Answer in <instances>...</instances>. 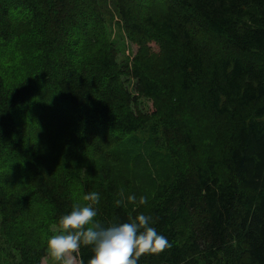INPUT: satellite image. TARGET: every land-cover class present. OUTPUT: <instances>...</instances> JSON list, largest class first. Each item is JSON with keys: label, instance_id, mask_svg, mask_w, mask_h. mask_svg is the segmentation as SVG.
Returning <instances> with one entry per match:
<instances>
[{"label": "trees", "instance_id": "obj_1", "mask_svg": "<svg viewBox=\"0 0 264 264\" xmlns=\"http://www.w3.org/2000/svg\"><path fill=\"white\" fill-rule=\"evenodd\" d=\"M142 1L0 0V53L13 47L22 59L10 81L0 69V156L20 165L7 168L14 176L27 170L23 187L0 182V252L9 264H42L51 227L78 205V179L85 194L99 193L102 224L151 215L168 239L137 264H264V0H162L157 14ZM114 16L138 46L128 62L110 41ZM36 100L68 115L70 138L60 146L26 143L20 109ZM199 112L214 125L213 154L174 169L147 207L127 203L128 175L141 163L118 177L104 143L126 146L127 156L144 148L173 163L185 149L194 159ZM92 255L81 246L79 260Z\"/></svg>", "mask_w": 264, "mask_h": 264}, {"label": "rangeland", "instance_id": "obj_2", "mask_svg": "<svg viewBox=\"0 0 264 264\" xmlns=\"http://www.w3.org/2000/svg\"><path fill=\"white\" fill-rule=\"evenodd\" d=\"M141 4L143 7H145L143 10L145 13L157 14L165 8V4H163L162 0H143ZM115 17L116 16L112 17V22L110 23V41L111 43H114L115 48L117 49L118 62H128L132 60L133 57L138 53V46L132 43L129 38H127L123 32L118 18ZM204 44H206V42H204ZM207 45L216 51V47L213 46V44L208 42ZM151 47L153 52L157 54L158 47L155 45H152ZM18 66H22V59L18 56L13 47L6 50L5 52L0 53V69L7 81H10L11 78L19 75L20 70ZM139 105L140 110L144 113H152L155 109L153 102L147 101L145 99H141ZM60 107V104L56 102L43 105L42 102L40 103L39 100H36L30 102L26 105V107L23 106L20 109L19 128L23 137H25L28 146L30 145L32 147L39 148V143L40 141H43V139L47 141H52L55 139L56 144L58 143L60 146L64 143L61 140L62 136L63 140L70 138V136L67 135V128L69 124L66 120V116L68 117V115L64 116L60 114ZM194 115L198 118V122L193 123V130H195V135L198 138L197 154L195 155L194 159L190 155L191 151H189L190 154H188L185 149L181 150L180 155H178V158L174 160L173 163L169 162L157 151L154 152L152 150H145L144 148L135 150L136 157L127 156L128 152L126 151V146L121 147V145H113L115 143L113 139H109L104 143L105 148L110 149L113 152V163L111 167L112 171L115 172L118 177H126V172H128V168H131L133 161L141 163L137 168L135 166L133 167L132 176L128 175L133 185V193L137 199L139 200L141 197H144L147 200V203L141 206L147 207L149 204H151L157 192L160 190L163 184L169 180L171 174L174 173V169L176 170V168L179 167L184 168L186 167L185 165H189L193 162L197 163L199 161L204 163L205 158L211 156L216 150L217 145L212 141L215 129L210 118L205 116V114L202 115L201 112L195 113ZM41 144H44V142ZM77 151L81 150L77 149L75 151V155L81 153ZM115 154L120 155L122 160L115 161ZM92 156L93 153L91 151L90 153L88 152L83 155L84 158H91ZM42 157L44 158L45 154H43ZM181 157L184 159V162L182 163ZM16 163L17 162L15 161H7L4 156H0V182H5L9 186L13 185L16 187H23L25 186L27 170L21 167V173H17L18 177L13 175L14 172H9V170H7L9 167L15 168L16 165V167L20 166ZM74 167L76 170L79 169V162L74 163ZM74 175L75 178H77L76 173ZM73 187L75 190L74 196L77 204L80 206L87 204V202L83 199L85 193L84 189L82 188V183L79 181V179L75 182ZM50 231L52 235H54L58 233L60 229H58L56 226H52ZM37 236L38 238L36 237V240H41L43 242L44 232L42 230L37 232ZM7 259L8 258L4 257L2 252H0V264H9L10 259ZM42 264H55V262L48 255L42 260ZM76 264H79L78 254Z\"/></svg>", "mask_w": 264, "mask_h": 264}, {"label": "clouds", "instance_id": "obj_3", "mask_svg": "<svg viewBox=\"0 0 264 264\" xmlns=\"http://www.w3.org/2000/svg\"><path fill=\"white\" fill-rule=\"evenodd\" d=\"M122 199L116 204L125 202ZM85 205H74L71 212L59 218L60 231L46 242L48 255L55 264H76L81 246L91 247L93 255L87 264H137L141 254L160 252L170 246L168 239L157 231L151 215L139 214L127 222L108 225L96 219V205L100 195L96 192L83 196ZM126 202L135 205L137 197L128 195ZM140 205L147 203L141 197ZM79 264L84 261L79 260Z\"/></svg>", "mask_w": 264, "mask_h": 264}]
</instances>
